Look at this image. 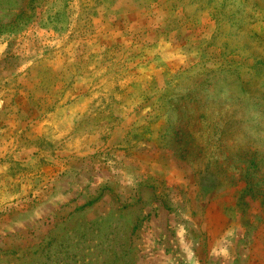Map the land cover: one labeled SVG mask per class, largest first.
Wrapping results in <instances>:
<instances>
[{"label":"rangeland","instance_id":"374dc122","mask_svg":"<svg viewBox=\"0 0 264 264\" xmlns=\"http://www.w3.org/2000/svg\"><path fill=\"white\" fill-rule=\"evenodd\" d=\"M253 154L264 0H0V264H264Z\"/></svg>","mask_w":264,"mask_h":264},{"label":"trees","instance_id":"16d2710c","mask_svg":"<svg viewBox=\"0 0 264 264\" xmlns=\"http://www.w3.org/2000/svg\"><path fill=\"white\" fill-rule=\"evenodd\" d=\"M257 154H254L248 158V163L245 164L244 168L242 169L243 174L241 180L245 183V189L243 192H251L253 193V197H260L257 198L260 201L261 205H264V189L256 190L257 188V181L256 179L260 176V170L262 166H264V157L258 158L255 160V157ZM214 167V165H213ZM241 171V170H240ZM209 176L212 178L215 176H218L216 173L215 167L213 168V171L208 173ZM214 179V178H213ZM217 183H220V180H215ZM261 188V187H260ZM264 188V187H262ZM242 198V194H241ZM71 256L68 255L67 258H70Z\"/></svg>","mask_w":264,"mask_h":264}]
</instances>
